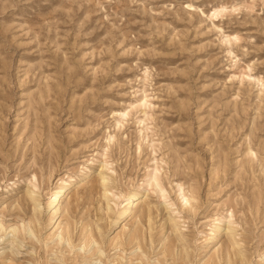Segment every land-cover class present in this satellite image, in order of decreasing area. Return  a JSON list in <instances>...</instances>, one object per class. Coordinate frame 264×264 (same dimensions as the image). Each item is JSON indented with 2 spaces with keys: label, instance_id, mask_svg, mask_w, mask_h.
<instances>
[{
  "label": "rangeland",
  "instance_id": "374dc122",
  "mask_svg": "<svg viewBox=\"0 0 264 264\" xmlns=\"http://www.w3.org/2000/svg\"><path fill=\"white\" fill-rule=\"evenodd\" d=\"M0 224V264H264V0H0Z\"/></svg>",
  "mask_w": 264,
  "mask_h": 264
},
{
  "label": "bare ground",
  "instance_id": "6f19581e",
  "mask_svg": "<svg viewBox=\"0 0 264 264\" xmlns=\"http://www.w3.org/2000/svg\"><path fill=\"white\" fill-rule=\"evenodd\" d=\"M213 15H216V13H213ZM84 178V177H83ZM77 179L78 178H71L70 180H69V182H66V183H64L63 184V186L62 187H64V189L63 188H60V190H58L57 192H55V193H53L52 195V199H51V202H49L47 205H48V208H50V209H55L56 211L57 210H59L60 209V207L62 206V204H63V202H64V196H65V194L68 192V190H70L72 187H74V185L75 184H77L76 182H77ZM101 180H102V182L104 181V178L102 177V175H101ZM103 185V184H102ZM55 188V187H54ZM63 189V190H62ZM104 192H105V189H104ZM107 193V192H106ZM135 192H130L129 194H128V198L126 199V205L124 206V208H123V210L121 211V212H118L115 216H114V218L111 220V221H113L114 220V226L116 227L119 223H120V221L122 220V219H127V218H129L130 216H131V214H132V212H133V210L134 209H132V200L135 198ZM30 200H32V201H34L35 199H33V198H30ZM40 205V204H39ZM39 205H38V207H39ZM54 215L56 216V212L52 215V218L54 217ZM86 228H87V226H83V229H82V231L84 232L85 230H86ZM3 229V225L2 224H0V231ZM9 229V231H10V234H12L11 235V237L7 240L8 241V245H13V239L14 238H19L20 240H23L24 239V232H23V230H20L19 228H17L16 226H14V227H9L8 228ZM60 229V231L58 232L59 234H58V236H59V241L60 240H64V239H66L65 241H68V240H70V237H71V235H70V230H69V226H62V228L60 227V226H58L57 227V230H59ZM5 231V230H4ZM23 232V233H22ZM226 235L229 237L230 235H232V232H231V230H228L227 231V233H226ZM216 237L217 236H215V237H213V240H214V242H215V240H216ZM117 240H120V237L119 236H117V237H115V238H112V239H110L109 240V244H112L113 242H115V241H117ZM140 241V239H139V234L138 233H134V235L132 236V237H130L129 239H128V243H132V242H139ZM91 244H95L96 246L98 245V243L96 242V240L94 239V236L92 235V233H91V230L89 231V233H84V241H83V243H82V249L83 248H86V247H88V246H90ZM225 256L227 257L226 259H228V263H230V258H229V254L228 253H226L225 254ZM139 257V256H138ZM141 259V258H140ZM3 264H14V261H13V258L10 256H5L4 258H3Z\"/></svg>",
  "mask_w": 264,
  "mask_h": 264
}]
</instances>
